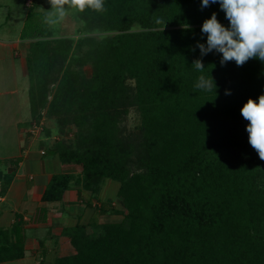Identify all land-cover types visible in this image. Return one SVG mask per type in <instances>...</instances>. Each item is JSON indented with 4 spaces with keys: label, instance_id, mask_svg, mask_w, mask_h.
<instances>
[{
    "label": "trees",
    "instance_id": "trees-1",
    "mask_svg": "<svg viewBox=\"0 0 264 264\" xmlns=\"http://www.w3.org/2000/svg\"><path fill=\"white\" fill-rule=\"evenodd\" d=\"M105 8L76 12L77 37L36 31L26 49L33 122L52 121L60 137L44 155L79 171L53 174L41 200L58 202L72 185L98 198L112 180L121 205L111 208L117 222L65 228L53 264H264V161L240 115L264 94V62L222 66L215 51L201 56L203 21L215 12L229 26L218 3L105 0ZM208 73L215 90L196 89ZM131 109L140 122L128 130ZM13 174L0 173L3 196ZM21 226L18 217L0 229V262L24 256Z\"/></svg>",
    "mask_w": 264,
    "mask_h": 264
},
{
    "label": "crops",
    "instance_id": "crops-1",
    "mask_svg": "<svg viewBox=\"0 0 264 264\" xmlns=\"http://www.w3.org/2000/svg\"><path fill=\"white\" fill-rule=\"evenodd\" d=\"M27 46V44L21 46L17 41L11 46L9 45V48L16 55V51L25 53ZM1 47L7 48L0 42ZM22 62H24V58ZM52 128L50 136L46 135V129L40 136H32L28 132L30 128L19 131L17 150H13L11 156L0 155L2 161L21 158L16 168L4 166L2 170L0 169V173L14 171L3 200L0 202V229L10 230L16 219L21 217V241L24 246V256L21 259L0 262V264H53L56 254L63 247L61 234L65 228L75 226L77 223L89 225L96 221V223L102 224L117 222L121 219L120 216L113 213L108 200L104 199L106 183L98 198H94L89 192L72 185L63 193L62 199L58 202L48 203L41 200L53 174L59 172L79 174L73 165L61 164L57 156L51 155L52 159L46 163L36 156L29 159L30 153L35 154L32 151L33 146L41 145L43 142L39 137L42 136L48 146L53 143L56 129L54 125ZM9 129H15L14 122L12 126L6 123L4 126H0V133L5 135V130ZM22 143L24 146H21ZM46 149L47 146L44 148L41 145L39 153L41 154V151ZM105 218L109 219L105 220ZM11 239L14 240V237Z\"/></svg>",
    "mask_w": 264,
    "mask_h": 264
},
{
    "label": "rangeland",
    "instance_id": "rangeland-1",
    "mask_svg": "<svg viewBox=\"0 0 264 264\" xmlns=\"http://www.w3.org/2000/svg\"><path fill=\"white\" fill-rule=\"evenodd\" d=\"M39 8H43L45 11L49 10L50 4L48 0H0V42L7 46V48H0V126H4L5 123L12 126L13 122L15 125V129L5 130V135L0 133V155L11 156L13 150H17L19 131H25L30 126H36L34 131H37L36 136H40L43 134L44 129H53L54 124L44 118L39 122L41 125L33 122L28 96L30 82L24 66L25 63L22 62L23 58L25 60L27 52L16 51L17 54L14 55L10 51L9 45L11 46L17 41L21 46L28 45L29 42L36 40L34 36V34H37L36 31L46 36L48 34V38L77 37L82 25L76 17V12H71L64 22L54 28H50L43 23L44 14ZM95 37H99V35ZM84 72L89 76L90 67L86 66ZM139 122L138 113L136 110L131 109L123 124L128 130H131ZM75 131V128H71L70 132L63 138L71 139ZM39 138L43 141L41 145L44 148L45 146L49 147L42 136ZM59 139V135L55 134L52 141ZM41 145L33 146L32 151L35 154L32 155L30 153L29 159L32 156H36L46 163L52 159V156L51 154L41 155L39 153ZM21 146H24V144L22 143ZM17 152L16 154H19ZM0 162H2V159H0ZM3 168L4 164H0V169L2 170ZM106 185L104 199L108 200L109 207L120 209L121 205L116 197L118 182L108 180ZM107 219L109 218H105V220ZM92 231H94L93 228Z\"/></svg>",
    "mask_w": 264,
    "mask_h": 264
},
{
    "label": "clouds",
    "instance_id": "clouds-1",
    "mask_svg": "<svg viewBox=\"0 0 264 264\" xmlns=\"http://www.w3.org/2000/svg\"><path fill=\"white\" fill-rule=\"evenodd\" d=\"M48 3L49 10L39 9L44 14L43 23L50 28L64 22L71 12L106 11L105 0H48ZM217 3L229 26H223L215 12L203 21L201 33L206 35V43L196 45L201 56L215 51L221 54L222 66L227 62H234L240 67L251 59L264 62V0H200L202 9ZM156 23L163 21L157 19ZM192 66L198 72H204L201 59L194 60ZM194 87L208 92L216 88L209 73L199 75ZM230 94L225 92V95ZM240 115L247 121L245 130L248 144L256 151L259 159L264 161V94L259 95L255 101L249 98L241 107Z\"/></svg>",
    "mask_w": 264,
    "mask_h": 264
},
{
    "label": "built area",
    "instance_id": "built-area-1",
    "mask_svg": "<svg viewBox=\"0 0 264 264\" xmlns=\"http://www.w3.org/2000/svg\"><path fill=\"white\" fill-rule=\"evenodd\" d=\"M39 125H41V123ZM34 129H36V126H31L30 129H29V131H28L32 136L36 135V133H37V131H34ZM44 153H45V150H42L41 151V155H44ZM2 200H3V195L1 194V185H0V202Z\"/></svg>",
    "mask_w": 264,
    "mask_h": 264
}]
</instances>
